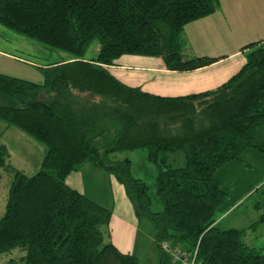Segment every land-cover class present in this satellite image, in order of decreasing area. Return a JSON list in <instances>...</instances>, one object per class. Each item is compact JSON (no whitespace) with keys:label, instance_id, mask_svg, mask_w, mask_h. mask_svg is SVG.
<instances>
[{"label":"trees","instance_id":"1","mask_svg":"<svg viewBox=\"0 0 264 264\" xmlns=\"http://www.w3.org/2000/svg\"><path fill=\"white\" fill-rule=\"evenodd\" d=\"M220 0H0V24L72 59L43 69L42 85L0 74V121L45 147L41 170L13 175L0 219V254L20 249L15 264H139L107 241L112 211L69 187L85 164L124 187L136 216L156 230L160 264H182L163 249L193 253L198 264H264L247 229H222L229 195L216 172L247 150L264 153V39L246 45V64L215 91L161 97L124 84L111 68L124 56L160 58L191 72L220 58H187L184 29L213 15ZM97 41L95 58L85 56ZM142 149L157 171L156 190L116 154Z\"/></svg>","mask_w":264,"mask_h":264},{"label":"rangeland","instance_id":"2","mask_svg":"<svg viewBox=\"0 0 264 264\" xmlns=\"http://www.w3.org/2000/svg\"><path fill=\"white\" fill-rule=\"evenodd\" d=\"M240 30L235 33H240ZM241 35L236 34L235 38L240 39L238 36ZM98 47L99 43L95 41L85 57L87 59L95 58L98 54ZM72 58L73 56L67 52L53 49L0 24V74L42 85L45 82L43 69L46 66ZM0 142L8 148V165L23 171L28 176H33L41 170L45 155L43 144L25 135L17 128H8L2 121H0ZM253 154L259 155L255 158ZM115 157L121 160L130 159L134 177L145 181L151 193L155 192L157 171L148 162L145 151L124 152L116 154ZM81 176L87 187V193L93 197L96 196L95 199L104 204L101 198L102 194L99 193L100 190L97 191L99 178L95 180L97 176L89 169ZM215 178L224 188L229 189V195L218 211L219 226L226 230H242L256 223L264 214V153H257L253 150L249 155L241 154L237 160L219 169ZM12 180V173L6 168L0 167V219L6 212ZM155 237L156 230L153 223L148 219H143L139 239L141 250L137 256L139 264H160L159 249ZM246 243L260 249L264 254V227L258 226L249 233ZM170 246L176 247L174 244ZM25 255L26 253L20 249L11 250L0 254V264H15Z\"/></svg>","mask_w":264,"mask_h":264},{"label":"crops","instance_id":"3","mask_svg":"<svg viewBox=\"0 0 264 264\" xmlns=\"http://www.w3.org/2000/svg\"><path fill=\"white\" fill-rule=\"evenodd\" d=\"M238 30L241 32L235 33ZM236 34H242L238 36L240 39L235 38ZM183 35L187 58L208 56L220 60L195 71L176 72L168 70L160 58L124 56L111 68L113 74L127 86L141 88L144 92L161 97H186L215 91L246 64L247 51L242 49L264 39V0H220L213 15L187 25ZM263 130L264 125L258 131L261 140H264ZM252 151L247 150L242 155H249ZM258 155L253 154L255 158ZM88 169L97 176L95 180H100L97 191L100 190L105 205L86 191L81 175ZM66 183L112 211L107 241L120 252L137 257L141 250L139 239L142 220L136 216L124 187L115 177L95 165L85 164L70 174Z\"/></svg>","mask_w":264,"mask_h":264},{"label":"built area","instance_id":"4","mask_svg":"<svg viewBox=\"0 0 264 264\" xmlns=\"http://www.w3.org/2000/svg\"><path fill=\"white\" fill-rule=\"evenodd\" d=\"M163 249L169 253L176 262H180L182 264H198V248L193 253H185L180 249H174L168 243H165L163 245Z\"/></svg>","mask_w":264,"mask_h":264}]
</instances>
